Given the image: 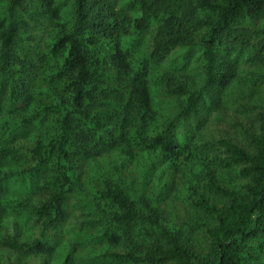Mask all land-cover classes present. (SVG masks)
Returning <instances> with one entry per match:
<instances>
[{
    "label": "trees",
    "instance_id": "1",
    "mask_svg": "<svg viewBox=\"0 0 264 264\" xmlns=\"http://www.w3.org/2000/svg\"><path fill=\"white\" fill-rule=\"evenodd\" d=\"M126 1L133 9L72 0L67 13L60 0H0V110L36 127L0 145V189L54 171L46 199L0 200V249L11 253L0 264H264V105L252 90L264 80V0ZM225 90L245 93L255 115L247 107L235 130L192 134ZM9 156L28 159L10 167ZM81 158L99 172L84 209L99 255L61 232ZM21 208L35 239L18 237Z\"/></svg>",
    "mask_w": 264,
    "mask_h": 264
},
{
    "label": "rangeland",
    "instance_id": "2",
    "mask_svg": "<svg viewBox=\"0 0 264 264\" xmlns=\"http://www.w3.org/2000/svg\"><path fill=\"white\" fill-rule=\"evenodd\" d=\"M62 1L60 8H62L65 12H69V9L72 5V0H60ZM128 1L126 0H117V7L118 8H132V5L128 3L127 6L126 3ZM128 10V9H127ZM264 23V20H258L256 22V26H260ZM142 38H147L149 36V32H143L140 34ZM45 36L39 37L41 40L39 41L38 38L31 42V44L35 42H42ZM183 50V49H182ZM180 50V51H182ZM179 52V51H178ZM195 58L198 56L199 52L196 50L195 52ZM181 54H185V50L181 52ZM195 58L192 60L190 59V66H193L196 63ZM184 62V61H183ZM187 63V62H186ZM252 87L253 92L256 94L258 103L260 102L261 105H264V80L260 81L258 84L253 85ZM232 90V88H230ZM241 91L245 92L247 91V87H241ZM224 93V94H223ZM221 95L220 99V107L216 110H214L211 115L205 114L200 120L196 123L189 124L188 127L191 130L192 134L198 135L202 133V127H206L205 136L209 137L210 135L216 136L220 130H235L236 125H234V120L237 116L241 115L242 118L245 116L252 117L251 114L255 115V107L258 105H255L254 103H251L250 101H246V99H243V102H240L241 94L239 95L234 94L232 91L225 90ZM38 99V97H36ZM242 99V98H241ZM164 101L167 103L169 102V98L164 97ZM164 105L159 103L158 107L162 108ZM249 108L251 111V114H249L246 111V108ZM259 107V106H258ZM217 110H221L220 112H217ZM206 119V120H205ZM46 121H50V118ZM53 123V122H51ZM201 123L202 125H198ZM48 124V123H47ZM50 124V123H49ZM198 126V128L196 127ZM16 127L14 132H11V130ZM38 128V127H37ZM40 131H45L47 129V125H43L38 128ZM36 131V127L34 124H21V119L16 116L15 113L9 114L6 113L3 110H0V145H3L5 143L7 144H14L17 141H23L27 140L29 137L32 136V134ZM12 138L10 141H7L8 139ZM28 158H22L20 160L12 159L10 156L6 158L3 161V164L12 166H18L19 164H23L25 161L27 162ZM25 162V163H26ZM86 164L87 162L85 159H80V165L76 169L78 172L81 173L80 178V184L77 185L75 191L71 192L69 197L66 200L65 208H66V218L64 219V222L61 224V232L63 233V238L66 239L68 242L74 243V241L78 240H85L84 246L89 248L96 244V241L93 239L89 240L88 235L95 236V233H97V228L92 226V223L90 220L91 216L88 215L86 217L84 214V209L86 206V195L91 194L93 191L91 188H93V184L97 182V175L99 172L93 173L90 171L92 176L86 174ZM102 170V168H101ZM104 172L106 171L105 168H103ZM54 173L53 169L50 168L48 165H45L41 167V170L37 177L32 179L28 174H16L11 175L8 179H6L2 184V189H0V200H10L13 198H23L28 197L30 202L38 199H46L49 195V189L48 187L51 186V176ZM45 184V185H44ZM3 195V198L1 197ZM4 196L10 199H4ZM175 204L180 206L179 211L175 210L174 207H172V204L169 201H162L160 203L161 208L164 211H168L170 208L175 212V215H181L183 217H186V210L183 208V202L181 199H175ZM12 207V204L9 203L7 208ZM12 210V209H11ZM10 210V211H11ZM23 210L19 211V218H16V223L21 229V233L18 237L23 236L25 240H31L37 238V232L36 228L38 226L32 227L30 226L31 222L29 217L26 216V213H22ZM22 213V216L21 214ZM3 214H5L3 212ZM2 210H0V224L2 223ZM97 217H101L102 215L94 214ZM93 215V217H94ZM107 218L106 215L103 219ZM15 227V226H14ZM23 232V233H22ZM99 246V245H96ZM95 246V247H96ZM96 249L100 248H91L90 252L91 255H99L96 252ZM96 253V254H95ZM2 254L1 258L7 261V256L11 255L10 251L7 252L6 249H0V255ZM15 260L19 261V264H21V259H18L17 256H11ZM0 258V260H1ZM99 260L94 261L92 263L88 264H98ZM2 262V261H1ZM32 264V263H29ZM87 264V263H86ZM106 264H111L107 262ZM131 264V263H126Z\"/></svg>",
    "mask_w": 264,
    "mask_h": 264
}]
</instances>
